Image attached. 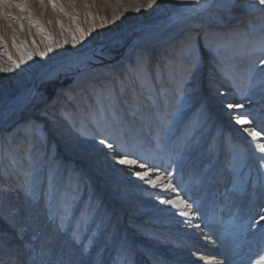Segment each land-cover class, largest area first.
I'll use <instances>...</instances> for the list:
<instances>
[{
    "label": "rangeland",
    "instance_id": "obj_1",
    "mask_svg": "<svg viewBox=\"0 0 264 264\" xmlns=\"http://www.w3.org/2000/svg\"><path fill=\"white\" fill-rule=\"evenodd\" d=\"M123 1L135 2L137 16L127 21V9L121 22H109L92 0L84 5L80 0H0V70L23 75L26 64L66 52L73 44L83 50L111 40L139 18L153 25L159 18L149 14L145 4L169 8L167 0ZM185 1L190 0L178 4ZM185 26L148 43H135L131 51L142 33L130 31L123 44L109 42L98 60L42 84L36 102L5 128L0 137V264H8L4 252L14 246L13 238L25 247L16 264H114L118 249L130 241L140 243L134 240L143 235L142 228L178 239L184 226L208 222L213 215L222 223L245 224L246 235L260 234L255 243L264 246V135L244 137L227 119L224 105L239 100L219 94L211 98L217 87L229 88L236 96L247 93L257 69L264 70V0H215ZM166 40L172 41L170 47ZM186 57L201 60L205 75L201 98L193 110L182 109L176 121L184 85L195 67L189 64L179 75L178 90L169 64ZM147 66L151 89L143 78ZM235 70L237 89L218 77L223 71L233 76ZM188 95L191 101L198 97ZM255 118L249 115L248 123L256 124ZM16 123L20 131L14 134L22 136L11 142L19 144L15 156L20 158L13 162L5 157V146ZM25 127L32 128V139ZM256 130L260 133L261 127ZM64 132L84 150L59 143ZM40 162L44 197L27 185L28 171ZM61 163L67 164L61 190L66 185L64 196L70 201L65 215L61 201L50 214L45 206L52 201ZM71 169L74 186L67 177ZM73 211L75 222L67 227ZM158 246L156 255L165 254ZM144 262L156 263L146 256Z\"/></svg>",
    "mask_w": 264,
    "mask_h": 264
},
{
    "label": "bare ground",
    "instance_id": "obj_2",
    "mask_svg": "<svg viewBox=\"0 0 264 264\" xmlns=\"http://www.w3.org/2000/svg\"><path fill=\"white\" fill-rule=\"evenodd\" d=\"M118 1L120 2H113V0H92V3L105 17L106 21L109 22H121L122 14L124 13L123 11L127 9L131 10L130 17L127 18V21L132 19L131 16H137L138 13L135 10L137 6L135 2L127 4L124 3L123 0ZM167 1L169 3V8L161 5L153 6L145 4L146 6L144 7L149 12V14H152V16H154L155 18H159V20L153 25H148L146 19L143 20L139 18L137 24L124 26L123 31L116 34L111 40L95 42L94 44L83 50H81L80 46H78L77 44H73L71 46V49L66 52H60L59 54L48 59H41V61L37 60L35 64L32 65L26 64L24 67L25 73H23V75L19 72L0 70V137L2 136V134H4L2 132L5 131L6 127H8L18 117L23 116L24 113H26L28 109L36 102L38 98L39 88L45 82L53 80L67 72H70L73 68L75 69V67L84 68L88 63L98 60V56L103 53V48H105V46L109 42H114L115 44H123L127 39L128 33L130 31L142 33V35L128 48V51H131L134 48L135 43H148L152 40L158 39L164 33H175V29H178L185 25H190L192 17L202 14V12L204 11H208L209 7H211L215 0H190L185 1L180 5L178 3H181V1L184 0ZM80 2L84 5L87 3V0H80ZM220 32L221 34L226 33L224 29H220ZM99 34L102 33L99 32ZM251 39H253V37L249 35V40ZM255 41H259L258 38L254 39V42ZM262 41L264 42V37ZM5 43L8 46V42L5 41ZM165 43L170 47L172 41L166 40ZM193 61L186 57L183 59L172 60L169 64V67L171 69L169 76L176 77V80H174V82L177 84L178 90L181 86L179 75L186 72V67L189 64L195 67V71L190 74L189 81L184 85L186 92L184 93V98H182V101L180 103L181 108L177 111L176 121L179 120L180 116H182V109H187L186 112L193 110L194 105L198 102V99L201 98L200 85L204 74V63L201 60L195 62ZM140 65H144V63ZM127 67L130 72L134 71V65L130 62L129 59L127 60ZM250 68H247L245 70L247 71ZM147 69L148 66L142 71L145 73V76H143V78L147 80L146 82L148 84V88L151 89L152 83L149 81L150 75H148ZM260 69L261 67H259L256 73L252 76V79L249 82L247 93L236 96L229 88H223L219 91V87H217L211 97L213 98L214 96L219 94L220 97H232L233 99L239 100V102H231L228 105H224V113L226 114L227 119L236 126V129L242 136L245 137L246 134V137L252 139L260 138L264 135V74H262L264 73V70ZM237 72L239 71L235 70L233 76H231L229 72L226 73L225 71L220 72L219 75L217 73V75L218 77H220L221 81L228 80L230 81L231 85L236 86L235 89H237L239 85L236 79L237 77H235L236 75H239V73ZM1 87L4 88V90ZM190 93H192V95L198 96L197 98H195L196 100L191 101V96L188 95ZM99 95L100 97L98 99L102 98L103 92L101 91ZM101 104L102 102H100V105ZM205 108L206 104L204 103L202 112L205 110ZM233 109L237 111H231ZM238 112H242L244 114L240 117H237L235 115H237L236 113ZM104 113L105 112L103 111V114ZM252 114L256 115L254 121L256 120L257 123L254 125L248 123V116ZM201 117L202 113L200 114V118ZM241 126L243 127L242 129L240 128ZM246 126H250L251 129H245ZM259 126L261 127V132L257 133L256 129L259 128ZM18 130L20 131V124L16 123L9 130L12 131V133L6 135V155H4L6 158H10L9 161L13 162H16L15 155L19 154L17 151L19 144L17 143L15 145H11V142L13 141V139H15L16 136H22L21 134H14L16 133L15 131ZM26 130L27 132H29V138L32 139V128L29 127L28 129L26 128ZM70 137L71 136H69V133L67 132L60 134L59 143H65L69 146L73 145V148L75 150L83 151V145ZM36 149V145L32 146V156L37 152H34ZM1 150L2 146L0 144V154ZM32 156L30 160L32 159ZM0 157L2 156L0 155ZM4 160L6 161V159ZM40 165L41 162L38 164H34L31 170L28 171L30 179L27 185L29 187V190L35 193V195L39 196L41 193H43L44 197L46 195V179L45 177L43 180L40 179V175L43 173L41 169L42 167ZM58 165V173L56 174H58L59 180L53 182L52 184V201L51 203H48V206H45V209L48 210L50 214H52L54 213V211H56L55 209L57 208L58 202L61 201V203L63 202L62 205H64L63 210H65L62 211L61 214L65 215L67 213L66 210L70 200L65 197L66 195L64 189L66 185L63 189L64 191L61 190V185L64 180V176L66 178V175H64V171L67 168V164L61 163ZM23 168H26V166H23ZM74 172L75 171L71 169L70 176H67L70 178L72 186L77 184L76 182H74L76 180L73 179L75 176ZM103 179L104 178H102L101 181H103ZM68 185L67 187L70 186ZM106 185L107 184H104V186ZM112 198H115V196H112ZM79 205V203L76 204V206ZM70 214H72V217L68 221L67 227L73 225L76 218V215H74L75 211L71 212ZM101 229V235L99 234V237L103 236V233H105V230L107 229V225L102 227ZM135 229H137V227L135 228L134 226L131 228V231H135ZM141 230L144 231L143 235H139L140 237L134 240L139 241L140 243L130 241L122 249H118L119 254L118 256H116L117 261L113 262L114 264H147L144 262L145 256L152 257L153 261H156L155 264H264V246L258 247L255 243V239H257L260 234H255L252 238H249L246 235L247 226L245 224L238 225L231 220H227L226 222L222 223L220 222V219L215 215H213L208 222L203 221L201 223V221H196L194 223L191 222L190 225L184 226L183 230H181L178 234V239L171 238L173 237L172 235H161L154 229L142 228ZM12 232L15 231H9V233ZM156 235H160V237H156ZM156 238H158V240ZM159 238H161L162 241H159ZM13 239V242L18 245L14 244V246L8 249V251L6 250V252H4V255L9 258L8 264H13V261L15 263V260L21 258V252L25 251V247L21 244L22 242L18 241L17 238ZM158 244H161V246H158L157 249L159 251H163L165 254L159 255V253H157L156 255V251L154 249ZM3 250L4 248L0 246V252H2Z\"/></svg>",
    "mask_w": 264,
    "mask_h": 264
}]
</instances>
